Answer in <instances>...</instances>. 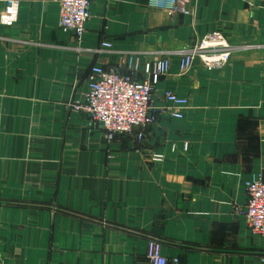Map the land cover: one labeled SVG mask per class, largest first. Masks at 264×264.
<instances>
[{
	"label": "crops",
	"instance_id": "1",
	"mask_svg": "<svg viewBox=\"0 0 264 264\" xmlns=\"http://www.w3.org/2000/svg\"><path fill=\"white\" fill-rule=\"evenodd\" d=\"M19 1L0 22V264H149L151 240L166 264H264V237L241 214L245 181L264 180V0H176L174 14L91 0L80 41L59 29L58 0ZM213 32L255 48L180 75L175 52ZM131 56L138 81L147 60H169L156 120L142 142L107 141L73 105L91 67L129 76ZM164 91L187 100L182 119Z\"/></svg>",
	"mask_w": 264,
	"mask_h": 264
},
{
	"label": "built area",
	"instance_id": "2",
	"mask_svg": "<svg viewBox=\"0 0 264 264\" xmlns=\"http://www.w3.org/2000/svg\"><path fill=\"white\" fill-rule=\"evenodd\" d=\"M91 0H58V27L63 32L72 33L80 41L85 25L90 18ZM5 7L0 14L2 25L12 23L18 14L19 0H4ZM151 6L163 9L169 14L179 11L176 0H149ZM111 43L103 41L99 47L89 50L100 53L103 49H110ZM255 48L254 45H232L220 32L209 33L195 44L175 52L178 57V72L186 74L197 60L207 70L223 67L233 53ZM127 66L129 76H123L116 70H105L98 66L91 67L88 72V87L84 93V102L75 103L73 109L86 113L90 121L100 123L105 131V139L111 141L116 135L135 137L137 142L144 139L145 129L156 120L152 107L153 87L161 76L168 73L169 60L159 57L147 60L143 64L142 72L146 79L134 80L139 71V58L131 56ZM163 97L176 108L171 113L174 119H182L180 109L187 106V100L176 96L173 92L164 91ZM187 149V144L184 145ZM153 162L163 161L160 153H150ZM246 204L241 214L245 217L247 227L252 235L264 237V180L262 175H251L245 181ZM149 264H166L167 260L161 254V244L149 241L146 250ZM172 262L176 264L177 259Z\"/></svg>",
	"mask_w": 264,
	"mask_h": 264
}]
</instances>
